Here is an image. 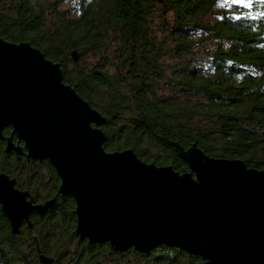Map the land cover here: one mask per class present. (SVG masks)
Listing matches in <instances>:
<instances>
[{"label":"trees","instance_id":"trees-1","mask_svg":"<svg viewBox=\"0 0 264 264\" xmlns=\"http://www.w3.org/2000/svg\"><path fill=\"white\" fill-rule=\"evenodd\" d=\"M220 1L82 0L70 17L50 0H0V35L60 63L65 82L106 117V151L133 149L145 162L185 172L177 147L197 143L212 157L264 170V2L217 9ZM5 145L0 140V172L37 203L56 199L44 217H31L42 252L56 264L201 262L167 245L121 252L80 239L75 200L59 193L54 166ZM0 264H39L32 232L23 225L14 237L1 204Z\"/></svg>","mask_w":264,"mask_h":264},{"label":"water","instance_id":"water-1","mask_svg":"<svg viewBox=\"0 0 264 264\" xmlns=\"http://www.w3.org/2000/svg\"><path fill=\"white\" fill-rule=\"evenodd\" d=\"M72 58L79 60L78 51ZM105 124L65 82L60 63L0 35V140L8 153L54 166L59 193L75 200L80 239L121 252L177 247L200 256L199 264H264V170L212 157L197 143L177 147L185 172L145 162L133 149L108 152ZM55 202L37 203L0 172L2 211L14 237L23 225L32 232L39 264L57 259L42 252L31 217H44Z\"/></svg>","mask_w":264,"mask_h":264},{"label":"rangeland","instance_id":"rangeland-1","mask_svg":"<svg viewBox=\"0 0 264 264\" xmlns=\"http://www.w3.org/2000/svg\"><path fill=\"white\" fill-rule=\"evenodd\" d=\"M82 0H50L52 4L56 6L59 10L66 11L70 17H74L77 13L78 5ZM232 3V0H221L218 4V8L227 6L228 4ZM49 18L53 19V16L49 15ZM162 18L156 16L155 17V29H158L161 26ZM91 60V59H90ZM94 61V60H92ZM42 191V190H40ZM43 192V191H42Z\"/></svg>","mask_w":264,"mask_h":264},{"label":"snow or ice","instance_id":"snow-or-ice-1","mask_svg":"<svg viewBox=\"0 0 264 264\" xmlns=\"http://www.w3.org/2000/svg\"><path fill=\"white\" fill-rule=\"evenodd\" d=\"M262 2H264V0H262ZM232 3L242 4L249 8L252 7V0H232ZM261 15H264V13ZM237 19H239V17H237Z\"/></svg>","mask_w":264,"mask_h":264},{"label":"flooded vegetation","instance_id":"flooded-vegetation-1","mask_svg":"<svg viewBox=\"0 0 264 264\" xmlns=\"http://www.w3.org/2000/svg\"><path fill=\"white\" fill-rule=\"evenodd\" d=\"M4 2H6V0H3ZM21 156H24V155H21Z\"/></svg>","mask_w":264,"mask_h":264}]
</instances>
